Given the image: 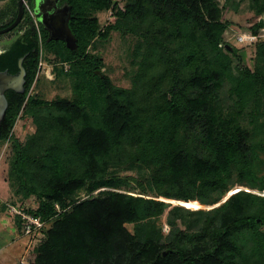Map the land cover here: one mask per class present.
<instances>
[{"label":"trees","instance_id":"16d2710c","mask_svg":"<svg viewBox=\"0 0 264 264\" xmlns=\"http://www.w3.org/2000/svg\"><path fill=\"white\" fill-rule=\"evenodd\" d=\"M107 8L146 27L147 48L130 89L116 87L103 72L97 74L101 59L86 53L90 39H107L112 30L121 29L117 24L100 29L92 12ZM17 12L18 0L0 10V28ZM73 16L70 27L77 49L63 40H48L44 26L39 22L37 28L28 16L25 22L31 26L0 55V70L17 71L19 58L28 54L26 91L9 95L0 139L9 140L15 152L12 170L20 191L40 198L38 208L30 210L52 220L28 260L237 264L243 254L239 240L245 235L254 240L252 251L264 257V195L238 188L207 211L195 231L176 226L181 206L172 207L167 221L173 231L165 237L157 218L167 203L122 190L119 181L107 178L114 164L140 161L150 168L154 188L165 198L216 202L230 191L234 176L240 185L264 191V136L259 137L264 135V40L256 43L253 66H248L240 49L227 41L230 25L218 0H132L123 6L114 0H75ZM262 27L264 19L254 32ZM42 43L61 61L84 60L91 66L98 79L91 102L85 92L75 99L28 98ZM165 81L167 88L160 90ZM225 81L230 83L229 103L220 93ZM27 98L32 107L53 112L43 120L36 116L38 131L45 132L22 143L13 128ZM47 133L51 141L44 147L38 141ZM84 188L97 195L76 198Z\"/></svg>","mask_w":264,"mask_h":264},{"label":"rangeland","instance_id":"374dc122","mask_svg":"<svg viewBox=\"0 0 264 264\" xmlns=\"http://www.w3.org/2000/svg\"><path fill=\"white\" fill-rule=\"evenodd\" d=\"M114 1L123 6L132 0ZM8 3L11 5L12 0L0 2V10L6 9L9 6L5 7ZM218 3L222 10L223 20L230 25L227 41L240 49V54L243 56L245 63L252 67L256 43L259 40H264V27L258 29L257 33L254 32V27L261 19H264V1L218 0ZM119 13L113 8L92 12V15L97 16L99 19L100 29H104L108 24H117L121 29L112 30L107 39L99 36L90 39L86 47V53L101 59L100 70L110 76L116 87L130 89L134 86V79L147 48V37L144 34L146 27H141L144 26V23L139 19L124 18L119 16ZM8 19L9 17L5 20ZM136 23L139 26H135ZM9 36L13 38L15 32L0 35V40ZM240 36H244L245 39L240 41ZM65 69L67 70L65 71ZM97 80L91 74V66L85 63L84 60L80 63L78 61H61V59L56 58L54 51L42 43L39 71L29 90L28 98L36 97L48 101L57 98L75 99L85 92L84 96L87 99L90 98L89 102H91V97L96 96L94 86ZM165 88H167L166 81L162 83L160 90ZM220 93L223 102L229 103L230 83L228 81H225L222 85ZM28 98L13 128V134L22 143H26L33 137L38 138L40 134L45 132L43 130L38 131L35 117L38 116L40 120H43L41 118L49 116L53 112L52 109L45 106L32 107ZM243 119L247 120L246 117H243ZM50 133L46 134L44 140L38 141L44 147L51 141ZM263 136L260 133L259 137ZM260 156L264 160V151L260 153ZM14 157L15 152L10 141L0 139V264H14V262H11L13 257H10L13 256V253H16V256H23L25 260L30 262L28 256L45 237L44 235L31 239L30 236L23 234L18 218L10 209V205H16L17 207L22 206L35 210L40 204V198L37 195L25 196L20 191L19 182L12 170ZM261 172L264 173V163L261 164ZM107 178H114L119 181V188L122 190L156 197L167 203L165 213L157 218V225L165 237L173 231L172 226L167 221L172 207L181 206L179 215L175 217L176 226L182 230L195 231L200 228L206 212L213 211L238 188L264 195V191L240 185L237 177L234 176L231 180L230 191L216 202L201 199L186 201L165 198L154 188L150 168L140 161L124 162L121 165L114 164L111 166ZM96 195L97 192L90 194L85 188L76 192V198L78 199ZM186 202H193L195 206H189ZM239 241L243 245V254L238 257L237 264H264V257L252 251L254 245L252 237L245 235Z\"/></svg>","mask_w":264,"mask_h":264},{"label":"water","instance_id":"95a60500","mask_svg":"<svg viewBox=\"0 0 264 264\" xmlns=\"http://www.w3.org/2000/svg\"><path fill=\"white\" fill-rule=\"evenodd\" d=\"M36 2V8L35 13L38 16L39 21L42 23L45 29L48 30L49 36L48 40H63L68 48L71 50H75L78 48L77 38L74 35L71 27H70V16H71V8L65 7L59 8L55 7L54 5L58 2V0H53L52 6L49 8L52 10L54 8V11L51 13L49 12V16L46 14V11L39 8V1ZM26 12L25 9V0H18V12L17 16L14 19V21L7 25L4 28L0 29V35L7 33L13 29H15L20 22L24 18V14ZM28 54H25L23 57L19 59V68L20 73L18 75H11L7 72L0 73V78L4 81L5 86L1 88L0 92L2 94V105H0V118L5 114L6 106H7V100L4 97V91L6 89H14L20 93H23L24 90V82H25V75H26V68L23 64L25 57ZM97 74L102 75V71L97 70Z\"/></svg>","mask_w":264,"mask_h":264},{"label":"flooded vegetation","instance_id":"af4514ba","mask_svg":"<svg viewBox=\"0 0 264 264\" xmlns=\"http://www.w3.org/2000/svg\"><path fill=\"white\" fill-rule=\"evenodd\" d=\"M8 2L9 0H0V2ZM28 1H31V8H32V10H33V14H34V18H35V20L38 22V25H39V19H38V16L36 15V13H35V8H36V2H38L37 0H28ZM53 0H40L39 1V8H41V9H43L44 11H46V14L49 16V12L51 13L52 11H54V8L57 6V7H59V8H65V7H68V8H71V18H70V23H71V21H72V19L74 18V16H73V6H74V2H75V0H58V2L54 5V8L52 9V10H50L49 8L52 6V4H53ZM9 5V3L8 4H6V6L5 7H7ZM7 9V8H6ZM28 14L25 12V14H24V18H23V20L20 22V24L15 28V29H13V30H11V31H9V32H7V33H10V32H12V31H14L15 32V36L13 37V38H11L10 36L9 37H7V38H5V39H1L0 41H1V43H0V55H2V54H5V53H7L9 50H10V48H11V46L13 45V43L19 38V37H21V36H23V34H24V32H25V30H26V26H31L30 24L31 23H26L25 21L26 20H28ZM16 18V17H15ZM14 18V19H15ZM14 19L12 20V22L14 21ZM32 21L34 22V19H32ZM7 22V21H6ZM12 22H10L9 24H11ZM23 22H25V26L22 28V25H24L23 24ZM41 23V22H40ZM8 24V25H9ZM42 24V23H41ZM1 29V28H0ZM46 31H47V33H48V36H49V32H48V30L46 29ZM7 33H4V34H7ZM2 35V34H1ZM23 57V56H22ZM27 57V56H26ZM26 57H25V59H26ZM21 58V57H20ZM19 58V59H20ZM25 59H24V62H25ZM24 62H23V64H24ZM2 72H7V73H9V74H11V75H18L19 73H20V68H19V60H18V70L17 71H11L9 68H4V69H2V70H0V73H2ZM27 82H28V79H27V71H26V75H25V82H24V90L26 91V87H27ZM5 86V83H4V81L0 78V90H1V88H3ZM24 91V92H25ZM11 92H16V93H20V92H18V91H16V90H14V89H6L5 91H4V97L6 98V100H7V106H6V110H5V114L0 118V125L3 123V121H4V119H5V116H6V112H7V110H8V108H9V106H10V99H9V95L11 94ZM2 103H3V101H2V94H1V92H0V105H2Z\"/></svg>","mask_w":264,"mask_h":264},{"label":"built area","instance_id":"2783aa9c","mask_svg":"<svg viewBox=\"0 0 264 264\" xmlns=\"http://www.w3.org/2000/svg\"><path fill=\"white\" fill-rule=\"evenodd\" d=\"M26 13L34 19V24L39 27L38 22L34 18L33 10L28 0H25ZM244 36H240L239 40L243 41ZM58 207V206H57ZM10 209L14 212L18 218L23 234L30 236L31 239L44 236L46 230L51 226L52 220H44L40 215L33 213L30 208L17 207L16 205H10ZM59 209V207H58Z\"/></svg>","mask_w":264,"mask_h":264},{"label":"crops","instance_id":"0c3cea01","mask_svg":"<svg viewBox=\"0 0 264 264\" xmlns=\"http://www.w3.org/2000/svg\"><path fill=\"white\" fill-rule=\"evenodd\" d=\"M0 43H1V41H0ZM10 257H13L12 258L13 260H11V262H14V264H32V263L28 262L27 260H25L23 256H16V253H13V256H10Z\"/></svg>","mask_w":264,"mask_h":264}]
</instances>
